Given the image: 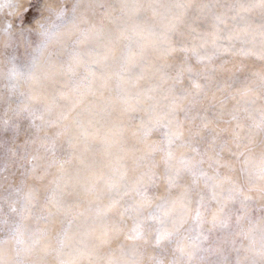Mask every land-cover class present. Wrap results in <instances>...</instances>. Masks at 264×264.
I'll use <instances>...</instances> for the list:
<instances>
[{"label": "clouds", "instance_id": "clouds-1", "mask_svg": "<svg viewBox=\"0 0 264 264\" xmlns=\"http://www.w3.org/2000/svg\"><path fill=\"white\" fill-rule=\"evenodd\" d=\"M0 264H264V0H0Z\"/></svg>", "mask_w": 264, "mask_h": 264}]
</instances>
